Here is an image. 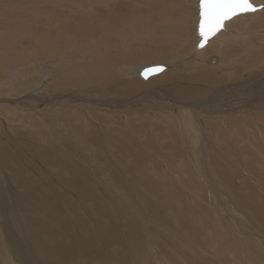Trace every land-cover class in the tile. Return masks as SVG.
Returning a JSON list of instances; mask_svg holds the SVG:
<instances>
[{"label":"rangeland","instance_id":"1","mask_svg":"<svg viewBox=\"0 0 264 264\" xmlns=\"http://www.w3.org/2000/svg\"><path fill=\"white\" fill-rule=\"evenodd\" d=\"M53 1L0 0V54L6 51L12 54L21 48L28 56L21 70L35 77L45 72L51 74L54 68H59L63 63L75 61L74 58L70 59L73 49L64 48V44L59 50L45 52L29 47L27 41V44L20 41L19 35L25 38L39 36L45 31L43 28L46 24L50 20L59 21L60 15H65V20L71 19L73 25L92 27L102 25L96 16H104L102 13L105 10L109 11L108 8L116 5H119L120 10H114L115 14L120 15V11L131 16L145 14L156 23H160L171 9L174 11L173 16L167 17L174 21V27L165 33L172 36L171 43L151 45L142 40L136 48L125 47L121 52L136 59L123 66L130 73L156 64L166 65L162 76L170 73L171 77L166 78L168 82L162 76L159 78V75L158 78L142 79L140 75L136 78L132 74L124 78L145 84L143 90L135 91L136 96L142 93L138 101L140 106L120 105L121 108L106 105L101 111L108 112L93 114L86 109L81 116L77 111L71 123L61 115L59 122H56V117L52 118L47 106L39 103L27 106V118L17 120L12 112L18 113V109H23L21 103H7L0 96V107L6 105L11 109V123L0 118V146H8L11 153L15 154L13 163L17 162L25 171L33 173L34 180L41 181L46 191L53 190L59 217L53 221L56 223L59 220V224L60 220L66 222L67 227H64L62 234L68 242L75 240V255L67 264H96L94 261L99 256L104 260L98 264H264V11L251 22L248 21L249 15L254 12L226 20V29L223 24L221 30L211 36H216L217 41L212 51L207 56H201L198 52L206 47L211 37L204 47L196 45L198 51H191L195 44L194 25L199 19V0H67L68 3L59 0L58 7H54ZM114 1L119 4L114 5ZM261 3L264 6V1ZM101 9L104 12H100ZM89 18L92 20L89 21ZM178 23H182L181 26ZM66 29L61 31V35L67 42L71 40L73 45L76 40ZM153 34L161 38L156 31ZM225 37L229 38L226 40L227 45L219 48ZM86 41L93 42L90 38ZM238 48H241L240 52ZM219 52L222 53L221 58L217 57ZM231 60L243 64L240 74L231 69L233 64L225 63ZM215 67L219 69L213 70ZM248 74L251 80H248L247 85L250 88L241 87L239 76L247 77ZM149 79L155 80L146 82ZM162 80H165V84ZM48 82V89H52L51 82ZM172 82L174 84L171 85ZM178 85L193 94L182 96V100L177 99L173 87ZM72 87L61 89L65 94ZM90 88L96 91L95 87ZM24 91L14 99L31 102V98H25V93H30V90ZM242 99H245L246 105L239 104ZM237 104V110H226ZM23 105L26 107V104ZM124 110L131 112L129 118L120 113ZM187 114L194 117L195 130L203 150L199 156L203 160L201 168L197 160L199 158L195 159L182 146V130L179 126L184 123L183 115ZM75 127L79 128V132ZM205 161L208 164L206 168L212 166L216 173L212 177L203 174L206 172ZM13 163L10 162L9 166L13 167ZM60 163H67V166ZM69 168L70 174L75 171L88 185L85 187L86 197L76 190L71 191L68 182L63 180ZM224 173L225 176L221 177ZM224 192L232 193L234 208L224 201ZM255 200L260 202L259 210H255L251 203L257 204ZM109 222L116 225L119 233L114 242L106 235L109 233ZM0 227L2 234L1 222ZM44 235L43 238L47 237V234ZM37 240L32 244L38 246ZM90 242L91 247L97 248L98 255L90 251ZM27 244L31 248L29 241Z\"/></svg>","mask_w":264,"mask_h":264},{"label":"bare ground","instance_id":"2","mask_svg":"<svg viewBox=\"0 0 264 264\" xmlns=\"http://www.w3.org/2000/svg\"><path fill=\"white\" fill-rule=\"evenodd\" d=\"M262 1H264V0H258V1L251 0V2L257 7V11H255L254 13L249 15L248 21L251 22V20H253L256 16L258 17L261 14V12L264 11V9L261 8V6H263V4L261 3ZM53 2L55 5L54 7H58L57 4H58V2L60 3V1L54 0ZM64 2L68 3L67 0H65ZM63 4H65V3H63ZM113 4L115 5V4H119V3L115 2ZM67 5L68 4H65V6H67ZM124 5H125V3H124ZM51 7H53V6H51ZM69 7H70V5H69ZM64 9H65V7H64ZM117 9L120 10L119 5L108 8L109 11L105 10V12H104V10H102V9L99 10L100 12H104V13H102L104 16L99 15L100 17H98V16L95 17L98 20H100V22L102 23V25H100V26L93 25L92 27H89V26H84V25L82 26L81 25V27H79L78 25H73V22L71 19L67 18L65 20V15H60L61 17L59 18V21L57 20L55 22H52V20H50L46 24V27L43 28L45 31H42L39 36L36 35L33 38L30 37L31 38L30 39L28 37H26V38L23 37V35H19L21 38V40H20L21 42L24 41L26 43V41H27L29 47L38 48L39 51H41V50L45 51V52H50L53 50L56 51V50H59L63 46V44H64V48H68V47L72 48L73 50L70 53V59L74 58L75 61L63 63L62 65H60L59 71L56 70L59 68H56V69L54 68L53 72L51 74H49V72H45L44 74H42L40 76L36 75L37 77H35V76L31 75L30 72L21 70V68L25 65V62L28 60L27 54L24 53L21 48L19 50L13 51L12 54L9 53L8 51H6L3 54H0V96H3L1 98H3L4 102L9 103L11 101H16L18 103H21V106H22L21 108H23V109H21V110L18 109L17 110L18 113L12 112V114L14 113L17 116V120H18V118H23V117L27 118V116H28L27 115L28 113L26 114L27 106L32 105V104L36 105L39 103L41 105L47 106L46 109H49L50 113L52 112L51 113L53 115L52 118L56 117V119H54L55 121L56 120L58 121V119H60L59 116L61 115V117H63V119H65L67 122L68 121L71 122V120H73V118L77 115V111H79L78 113L81 116L82 112L87 111L86 109H88L93 114H95L96 112H108L106 110L101 111V110H103L102 107H104L106 105H108L110 107L111 106L112 107L113 106H120V105H123V106L124 105H126V106L127 105L128 106H138L139 105L140 102L138 103V101H140L142 93L140 92L136 96L135 91L141 90L142 87L144 88L143 85H145V84L141 83L138 80H129V79L125 80L124 78H127L129 75H132V74L134 75V77L138 78L142 68L147 67V66H151V65H147V66L143 65L144 67L138 68L134 73H130L128 70L123 69V66L125 64H128L131 61H135L136 59L133 56H125L122 53L125 50L124 49L125 47H127V49L130 47L136 48L138 43L142 40L147 41L151 45H157V44L164 45L165 42H167L168 44L171 43V37L172 36L170 37L169 34H165V33L167 30H171V28L174 27V23H173L174 21L172 22V20L167 19V17L170 18L171 15L173 16L174 11H172V9H171V12L164 19L160 20V23H156V22L151 21L149 19L150 17L145 16V14H142V15L140 14V16L139 15L131 16V15H129L130 13H125L122 11H120V15L115 14L116 11H114V10H117ZM98 14H100V13H98ZM105 14L107 16L108 15H110V16L107 17ZM175 15H177V14L175 13ZM178 15H180V14H178ZM198 15H196V16H198ZM102 18H103V20H102ZM181 19H183V17ZM91 20L92 19H90L89 21H91ZM180 21L183 22L182 20H180ZM197 22H198V20L196 21V25H194V26H196V28H197ZM179 23H178V25L181 26L182 23L181 24H179ZM226 23L227 22L225 21L224 22V28L225 29H226V26H225ZM65 28H67L66 32L67 33L71 32L73 39L76 40V42L73 45H71V43H70L71 40L69 42H67L65 40V38L61 35V31H65ZM196 28H195V34H194L195 35V44H194V46H192L193 47V49L191 50L192 52H193V50L198 51L196 48V43L199 39V34H198ZM175 29L177 30V28H175ZM155 31L157 32L158 35H161V38H159L157 35H155L157 37L154 36L153 33ZM178 31H179V29H178ZM151 32H153L152 35H151ZM144 35H147V36H144ZM230 35L233 36L234 33H230ZM50 36H53V37L51 38ZM215 37H211L208 40V43L206 42L207 43L206 47L203 48L202 50H200L198 52V54H200L201 56L203 54H205V56H207L208 53H210L212 51V48L215 44L214 42L217 43V41L215 40ZM87 38L92 39L93 42H91V43L87 42L86 41ZM228 39L229 38L226 39V37L224 40L221 38V40H223L224 43L222 45H219V48H222V46L225 44L227 45L226 40H228ZM95 40H97L96 43H95ZM231 40H234V39H231ZM176 41H177V39H176ZM176 41H174L172 43H175ZM154 43H157V44H154ZM236 43H238V42L236 41ZM239 43H241V42H239ZM219 44H221V42ZM169 47H171V46H169ZM225 47H227V46H225ZM228 47H229V45H228ZM238 51L240 52L241 48H238ZM225 52L226 51H224V53ZM136 53H137V50H136ZM136 53H133V55H136ZM227 53H229L231 55L230 51H228ZM219 54H220V52H219ZM219 54H217V57L221 58L222 53L220 55ZM233 61L234 60H231V61H228L225 63L226 64L229 63L228 65L233 64L232 65L233 68H231V69L234 72L237 70L236 73L240 74V71L242 68L241 66L243 64L241 65V63H239V62L233 63ZM221 63H222V61H221ZM244 64H246L245 61H244ZM222 65H223V63H222ZM163 66L166 67L165 64H163ZM219 67H220V64H219ZM124 68H126V67H124ZM245 68H246V65H244L243 70H245ZM215 69H216V67L213 70H215ZM217 69H219V68L217 67ZM31 70H33V69H29L28 71H31ZM220 71H222V70H220ZM163 72L164 71H162L156 75L150 76V77L151 78L152 77L158 78V75H159V78H161V76H162L161 74H163ZM170 77H171L170 73L164 74L162 76V78H164L166 81H167L166 78H170ZM236 77H237V75H236ZM256 77H258V76H256ZM260 77H261V75H260ZM260 77H258V79ZM4 78H7L5 82L2 81ZM242 78H244V80ZM154 80L155 79H151V80L149 79L146 82H150V81H154ZM238 80L239 81L242 80L240 82L241 87L248 86L247 82H248V80L249 81L251 80L250 74H248L247 77H245V75H241V76H239ZM48 81L51 82L50 84L52 86V89H48V85H47V83H49ZM164 81H163V83H164ZM14 83H16V84H14ZM88 84H90V86ZM170 84L172 85V84H174V82H172ZM53 86L55 88H53ZM66 86H68V87L73 86L72 87L73 89L72 88L68 89L67 92L64 94V91H62L61 88L66 87ZM91 86L95 87L96 91L92 90L90 88ZM157 86H158V84H157ZM146 87H148V86L146 85ZM248 87L250 88V86H248ZM19 89H21V90L19 91ZM173 89H174V93L178 97L177 99H179V100L184 99L182 97L184 95L190 96L193 94L192 91L185 90V89L181 88V86H179V85L173 87ZM16 90H17V92H16ZM24 90H30V93L29 92H28V94L25 93V96H27L25 98L26 99L29 98V100L31 98L33 101L31 100V102H29V103H24V102H20V99H17V98H16L17 100L14 99L16 95L21 96L22 91H24ZM247 90H248V88H247ZM249 90H251V89H249ZM134 93H135V95H134ZM219 93H221V92H219ZM195 94H197V92H195ZM172 95H173V93H172ZM220 96H221V94H220ZM22 97H24V96L22 95ZM145 97H146V95H145ZM214 97H216V96H214ZM142 98H144V97H142ZM220 98H222V97H220ZM228 98H229V96L227 97V99ZM223 99H224V97H223ZM215 100H217V99H215ZM27 102H28V100H27ZM211 102L214 103V101H211ZM13 103H15V102H13ZM22 103L26 104V107H23L25 105H23ZM241 103H244L243 105L247 104V102H245V99H242V102H240L239 104H241ZM168 104H166V108H167ZM220 104H222V102ZM239 104H237L235 106H229V108H227L226 110H228V112H232V110L234 108H235V110H237V107L239 106ZM48 105H50V106H48ZM63 106H67V107H63ZM210 106H212V105H210ZM13 107H15V106H13ZM164 107H165V105H164ZM159 109H162V108H159ZM208 110H209V108H208ZM10 111H11V109H9L6 105L0 107V115L2 116L0 118L1 119L5 118V121H7V122L10 121V117H11ZM222 111L224 112V110H222ZM253 111H254V113L256 112L255 110H253ZM113 112H116V111H113ZM223 112H220V113H223ZM245 112H246V110H245ZM120 113L127 116L126 118H129L131 112L124 110V111H120ZM248 114H250V113H248ZM223 116H225V115L223 114ZM228 117H229V115H228ZM234 117H236V116H234ZM42 118L44 119L43 116H42ZM193 118L194 117L191 116L190 114L183 115L184 123H180V126H179V128L182 130L181 141H182V146H184L186 148L187 152H189L193 157H195V159L199 158L197 160L199 163V167L201 168L200 164H202L203 160L200 159V157H201L200 155L203 154V150L199 144V139H198V136L196 133L197 129L195 128L196 125L194 124ZM249 119H251V118H249ZM51 120H53V119H51ZM32 121L34 124L36 123V121H34V120H32ZM48 121H50V118ZM205 121H206V119H205ZM0 122L2 124V121H0ZM8 123H11V121ZM197 124H198V122H197ZM177 125H178V123H177ZM204 125H206V124H204ZM3 126L4 125H2V127ZM239 127H240V125H239ZM75 130L79 132L78 127H75ZM222 131L220 132L221 135L224 134L223 132L225 130L223 132ZM80 132H82V130ZM164 132H162V133H164ZM71 135L76 137L72 133H71ZM157 135L159 136V134H157ZM178 136H179V134H178ZM178 139H179V137H178ZM205 152H206V150H205ZM0 154H5V155H0V222H1V225H3V232H1L2 234H0V264H67L68 261H70V259H73L74 255H75V253H74V248H75L74 241L75 240H73L72 242H68L66 240V238L63 236L62 231L64 230L65 226L67 227L66 222H63L62 220H60V224H59V220H57L56 223L53 221L54 219H59V217H57L58 212H57V207H56V205H57L56 200L54 198L55 194H52L53 190H50L51 192H49V190L46 191L44 189V186L42 185L41 181L34 180V177H33L34 174L33 173H28L27 170H26L27 171L26 172L17 162L13 163V161L15 159L14 158L15 154L13 152L11 153L8 146L7 147L6 146H4V147L0 146ZM58 159H60V158H58ZM10 162H12L14 164L13 167L9 166ZM60 164L67 166V163H60ZM207 165L208 164L205 161V171L206 172H204L203 174L204 175L207 174L208 176L212 177V175H214L216 173L213 170L212 166H210V168H206ZM224 176H225V173H224V175L221 174V177H224ZM63 180L68 182V185H69V188H71V191L76 190L82 196H84V197L87 196V190L85 187L88 185H85L84 179L81 177H78V175L75 171L73 172V174H70V168H69L68 174L63 175ZM9 184L12 185V189L10 188L11 186ZM240 185H241V183H240ZM245 187L249 188V187H247V184H245ZM249 190L250 189H248V191ZM222 191H226V190L223 189ZM222 194L225 197H223L222 195H220V196L223 197L226 204L230 205V208H231V206L234 208V206L232 205L234 203V201H233V203L231 202V200H234L231 197L232 193H230V192L225 193L224 192ZM239 198H240L239 201L242 202V198L241 197H239ZM244 198L246 199V197H244ZM252 198H254V196H252ZM250 200H251V198H250ZM255 201L257 204H255L253 201L251 203H253V207L255 208V210L256 209L259 210L261 208L259 205L260 202L257 200H255ZM243 205L245 206V204H243ZM249 206H250V204H249ZM249 206L247 207L248 211H249ZM239 215L241 216V213ZM247 215H249V214H247ZM231 216L235 217L232 214H231ZM42 217H44V218H42ZM244 218H245V216H244ZM238 220H240V219H238ZM248 220H249V218H248ZM50 222L52 223V225H50ZM78 223H80V222L78 221ZM109 223L110 224H108V229H107L109 233L106 235H109L110 239H112V241L114 242V240L118 239L119 233H118L116 225L114 226L113 222H109ZM77 225H79V224H77ZM85 230H86V228H85ZM44 234H47V237L43 238V236H46ZM89 237L92 238V236H89ZM46 238H48V241H46ZM104 238L107 239L108 237H104ZM106 239H103V240L106 241ZM35 240L38 241L37 242L38 246H36L35 244L34 245L32 244V242L35 243ZM94 240L96 241V239H94ZM94 240H92V241H94ZM28 241L32 245L31 248L27 244ZM91 242L89 243L90 251H92L94 254L98 255L97 248L91 247V244H92ZM110 243H109V245H110ZM43 246H44V248H43ZM116 246H119V244H117ZM101 254H103V253H101ZM116 254H118V253H116ZM102 260H104V259L99 256V258L94 262L96 264H98V263H101Z\"/></svg>","mask_w":264,"mask_h":264},{"label":"snow or ice","instance_id":"3","mask_svg":"<svg viewBox=\"0 0 264 264\" xmlns=\"http://www.w3.org/2000/svg\"><path fill=\"white\" fill-rule=\"evenodd\" d=\"M264 8V6H261ZM200 47L212 35L221 30L226 20L239 14L255 12L257 7L251 0H199ZM153 71H163L162 68Z\"/></svg>","mask_w":264,"mask_h":264},{"label":"water","instance_id":"4","mask_svg":"<svg viewBox=\"0 0 264 264\" xmlns=\"http://www.w3.org/2000/svg\"><path fill=\"white\" fill-rule=\"evenodd\" d=\"M198 6H199V2H198ZM199 31H200V10H199V19H198V24H197V32H198V34H199ZM212 36H213V35H212ZM210 37H211V36H210ZM210 37H209V38H210ZM209 38H208V39H209ZM208 39H207V40H208ZM200 40H201V37H200V35H199V39H198V41H197V43H196L197 47H199V48H201V47H200ZM207 40L204 42V46L206 45ZM204 46H203V47H204ZM158 68H162V69H164V66H163V65H160V64H156V65H151V66L144 67V68H142V70L140 71V77H141L142 79H147V78L150 77V76H153V75H156V74L162 72V71H153V69H158Z\"/></svg>","mask_w":264,"mask_h":264}]
</instances>
